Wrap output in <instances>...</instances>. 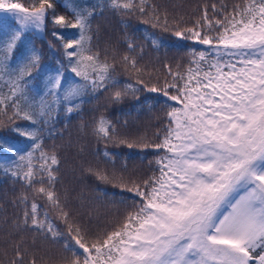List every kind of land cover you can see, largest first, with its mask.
<instances>
[{"label":"snow or ice","instance_id":"snow-or-ice-1","mask_svg":"<svg viewBox=\"0 0 264 264\" xmlns=\"http://www.w3.org/2000/svg\"><path fill=\"white\" fill-rule=\"evenodd\" d=\"M107 6L204 47L189 48L184 71L165 64L163 77L134 85L116 73L139 72L135 57L109 61L107 49L101 57L99 26H92L100 5L0 0V129L24 138L0 137V153L10 154L0 172L24 189L12 218H0V230L7 226L0 264H44L33 251L36 236L63 241L70 255L56 264H264V0H216L173 22L149 0ZM37 41L55 66L42 64ZM127 49L136 50L131 39ZM113 89L114 103L158 93L167 111L154 140L118 138L106 117L95 122L99 138L155 155L146 178L95 173L130 202L122 199L124 213L93 228L56 192L60 157L45 139L62 135L56 124L82 111L85 97Z\"/></svg>","mask_w":264,"mask_h":264},{"label":"trees","instance_id":"trees-1","mask_svg":"<svg viewBox=\"0 0 264 264\" xmlns=\"http://www.w3.org/2000/svg\"><path fill=\"white\" fill-rule=\"evenodd\" d=\"M63 2L69 3L73 0ZM149 2L157 5L161 14L167 12L169 21L173 22L181 17L187 21L198 6L204 3L210 5L216 0H149ZM108 3L109 0H88L87 5H100L104 8L102 13L97 9V15L92 20L94 30L99 26L98 48L101 57H104L107 49L109 61L113 55L119 59L126 53L137 59L139 72L130 67L127 70L123 67L117 68V78L123 82L136 85L138 79L148 81L150 77L155 82L157 77L165 75V64L171 65L173 71L179 65L180 70L184 71L190 61L189 48L195 47L200 50L204 47L195 41L178 38L172 31L165 32L160 28H153L150 24L143 23L138 15L115 14L107 6ZM59 11L64 10L60 8ZM125 24L129 26L125 28ZM129 39L136 45L134 52L127 49ZM95 43L97 42L94 41ZM36 46L42 48L44 52L42 64L55 66L52 53L46 45H41L37 41ZM68 75L71 79V74ZM114 91L115 89L85 97L82 111L73 114L67 121L62 116L60 122L56 124L62 135L45 139L46 148L50 150L55 144L60 157L56 192L61 200L67 196L68 208L74 213L82 214L84 223L90 224L93 228L102 227L106 222L122 215L126 208V204L120 202L122 199L130 202V194L122 192L114 183L98 179L95 173H107L109 177L124 175L126 178L129 176L146 178L151 175L154 165H150L149 161L153 160L155 155L152 149L128 148L113 140L99 138L93 132L95 122L101 116L106 117L115 126V136L118 138L127 135L133 139L145 137L154 140V133L164 124L167 111L162 100L158 102V93L140 91L136 93L139 100L128 95L122 102L114 103L110 99ZM16 123L24 128L31 127L27 121L17 120ZM17 136L7 128L0 129V137L22 141ZM1 157L5 159L2 153L0 160H3ZM23 190L21 183L14 182L0 172V208L5 210L0 212V218L5 215L9 219L12 218L16 211L12 201ZM89 215L92 217L90 221ZM6 230L7 226L0 230V250L4 247ZM27 240L31 245L33 240L31 232L27 234ZM33 251L38 258H43L44 264H56L64 256L70 255L64 251L62 240L53 242L50 238L45 239L42 236H36ZM3 259L0 252V261Z\"/></svg>","mask_w":264,"mask_h":264},{"label":"rangeland","instance_id":"rangeland-1","mask_svg":"<svg viewBox=\"0 0 264 264\" xmlns=\"http://www.w3.org/2000/svg\"><path fill=\"white\" fill-rule=\"evenodd\" d=\"M87 2H88V0H75V3H78V4H81V5H83V4H87ZM18 137V139L19 140H23L24 138H22V137H19V136H17ZM7 142H9V143H17V141H15V140H11V139H7V138H4ZM20 146H24L23 144H21ZM3 154V157L5 158V159H3L2 157V159L3 160H0V161H8L9 159H10V154H5V153H2Z\"/></svg>","mask_w":264,"mask_h":264}]
</instances>
